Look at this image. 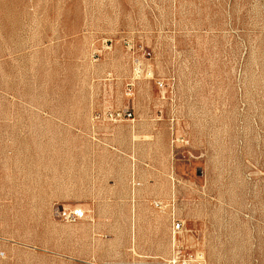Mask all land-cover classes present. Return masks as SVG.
Here are the masks:
<instances>
[{
    "label": "rangeland",
    "instance_id": "obj_1",
    "mask_svg": "<svg viewBox=\"0 0 264 264\" xmlns=\"http://www.w3.org/2000/svg\"><path fill=\"white\" fill-rule=\"evenodd\" d=\"M0 264H264V0H0Z\"/></svg>",
    "mask_w": 264,
    "mask_h": 264
},
{
    "label": "built area",
    "instance_id": "obj_2",
    "mask_svg": "<svg viewBox=\"0 0 264 264\" xmlns=\"http://www.w3.org/2000/svg\"><path fill=\"white\" fill-rule=\"evenodd\" d=\"M160 86H162V85L160 84ZM128 117H131V115H128ZM75 215L78 216V214H75ZM182 227H183V225H182L181 222L174 221V223H173V232L174 233H179L182 230Z\"/></svg>",
    "mask_w": 264,
    "mask_h": 264
}]
</instances>
